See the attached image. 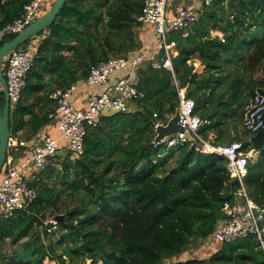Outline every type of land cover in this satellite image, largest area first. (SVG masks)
I'll return each mask as SVG.
<instances>
[{
    "label": "trees",
    "instance_id": "1",
    "mask_svg": "<svg viewBox=\"0 0 264 264\" xmlns=\"http://www.w3.org/2000/svg\"><path fill=\"white\" fill-rule=\"evenodd\" d=\"M51 1L43 14L56 0ZM30 2L0 0V30L21 18ZM142 9V0H67L56 21L23 44L35 64L21 102L11 111L12 136L27 126L37 134L55 121L51 95L57 88L87 80L92 67L113 55L144 52L147 46L140 48L137 32ZM262 28L264 0H216L192 25L169 33L167 44L175 43L178 52L172 56L173 70L141 63L131 82L144 96L131 111L103 112L99 125L87 128L78 159L62 145L50 166L26 179L37 197L14 218L0 219V264H46V259L57 264H264L254 236L209 242L238 187L226 158L201 152L200 142L154 146L156 126L167 124L180 106V88L196 102L205 141L213 146L242 142L246 153L254 149L249 140L255 134L241 132L240 124L245 104L264 86L254 78L264 63V39H256ZM15 37L0 40V48ZM158 42L150 48L151 60L167 57ZM196 62L203 72L196 71ZM79 64L80 76L65 75ZM50 72L60 79L56 88L46 82ZM115 75L118 82L130 69ZM96 88L90 95L106 91ZM0 104L3 110V91ZM56 159L62 160L60 169ZM246 185L264 207V148L250 166ZM57 216L64 219L54 224ZM48 217L53 221L47 223ZM194 242L205 245L195 249ZM9 244L10 253L3 250Z\"/></svg>",
    "mask_w": 264,
    "mask_h": 264
},
{
    "label": "built area",
    "instance_id": "2",
    "mask_svg": "<svg viewBox=\"0 0 264 264\" xmlns=\"http://www.w3.org/2000/svg\"><path fill=\"white\" fill-rule=\"evenodd\" d=\"M48 1L50 0H31L24 7L21 18L0 30V40L8 35H18L24 31L43 15ZM142 1L143 9L138 21L142 25L151 26L154 29V36L159 40L158 45L166 50L167 57L152 62L150 48H147L139 55L110 58L108 61L92 67L89 78L82 82L89 88L105 86L106 91L90 95L87 98L85 109L79 108L75 101L80 90L79 82L73 83L68 88H57L51 95L56 103V111L50 115V118L57 123L60 136L54 138L51 135H46L37 139L36 142H32L37 144L34 153L20 164L17 163L15 153L28 147L31 142L22 140L18 136H12L9 141V153L5 165L7 167L6 174L0 180V219L14 218L17 212L26 209L36 199V191L24 178L26 170L44 171L51 165L53 158L65 144L72 152L73 159H78L84 151L87 128L97 127L103 112L107 110L123 113L131 111L132 103L144 96L131 82L133 74L141 63L151 61L154 68L173 70V44H167L166 36L173 31L192 25L198 20V13L193 8L180 4L176 15L169 17V8L177 0ZM215 1L201 0L203 6L206 7L212 6ZM34 64L32 54L23 47L13 49L4 59L3 70L12 109L21 102L28 76ZM125 69H130V75L115 84H110L111 77ZM178 91L181 124L191 132L196 144L200 142L201 152L226 158L228 172L238 181L233 199L225 202L222 209L226 218L218 224L211 238L216 242L230 243L254 236L264 253V207L251 198L246 185L250 166L253 159L258 156V152L255 150L244 152L242 142L213 146L205 141L199 135V130L205 122L196 113L195 100L188 96L186 89L179 88ZM242 126L245 131L252 134L264 130V86L257 88L245 104ZM187 142L190 141L185 133H177L165 141L154 143V146L155 148L167 146L170 149ZM53 223L56 224L55 219Z\"/></svg>",
    "mask_w": 264,
    "mask_h": 264
},
{
    "label": "water",
    "instance_id": "3",
    "mask_svg": "<svg viewBox=\"0 0 264 264\" xmlns=\"http://www.w3.org/2000/svg\"><path fill=\"white\" fill-rule=\"evenodd\" d=\"M67 0H56L48 12L38 18L35 22L29 25L24 31L16 35V37L6 42L0 48V85L4 93V108L1 109L0 104V176L6 165L7 156L9 153V141L12 137L11 134V105L8 93L7 81L4 75L3 63L6 56L15 48L21 47L26 41L33 38L40 32L50 27L58 18ZM177 133H185L190 142L195 143L196 140L191 132L181 124L180 108L177 109L176 114L169 120L167 124H159L156 128V137L154 143L158 141H165ZM254 149L260 151L264 148V130L258 132L250 138ZM64 216H57L56 223L62 222Z\"/></svg>",
    "mask_w": 264,
    "mask_h": 264
},
{
    "label": "crops",
    "instance_id": "4",
    "mask_svg": "<svg viewBox=\"0 0 264 264\" xmlns=\"http://www.w3.org/2000/svg\"><path fill=\"white\" fill-rule=\"evenodd\" d=\"M50 4H52V1H48L46 3V9L49 8ZM180 4H185L186 6H189L190 8H193L197 13H198V17H200V14L203 13V4L201 2V0H177L175 3L172 4V6L169 8L168 11V16L169 17H174L177 13L178 10V6ZM137 32H138V36H139V41L144 45V47L147 48H151L153 46H155L158 42V40L155 38L154 36V29L151 26H147V25H142L141 27L137 28ZM222 37V36H220ZM173 56H177L178 52L176 51V44L173 43ZM154 48V47H153ZM152 48V49H153ZM200 66H203L201 64H198V66H196L195 64V68L196 71L199 72H203L204 69H201ZM86 67V65H85ZM83 72V68L81 66V64H79V66H75L70 68V70L65 73V75H67V77H73V76H80ZM46 82H48L49 84H52L55 88L58 84V82L60 81L59 77L57 76V74L53 73H49L48 75H46ZM118 76H116L114 74V76L111 77L110 79V84H115L116 81L115 79H117ZM79 86H80V90L79 93L76 95L75 97V101L76 104L79 108L85 109L87 107V98L90 96V94H92V90L93 88H89L86 87L85 84L82 82V80L79 82ZM98 88H96V91H102L104 89L105 86H96ZM2 86L0 85V91H2ZM30 116H27L26 119L29 120ZM46 135H51L54 138H58L60 136V131L58 128V125L55 121L51 122V124L44 126L40 129V131L37 134L32 135L31 131H30V126H27L24 130H22L18 137L22 140H26V141H30L31 144L26 147L23 148L21 150H19L18 152H16V160L17 163L20 164L22 163L26 158L32 156V154L35 151V146L37 145L36 143H32V142H36L37 139H40L43 136ZM213 138V134H211L209 139ZM250 141V140H249ZM252 144V143H251ZM255 150V149H253ZM256 151V150H255ZM259 154V151H257ZM26 175L24 176L25 179L28 180H32L34 178V171L32 169H28L26 170Z\"/></svg>",
    "mask_w": 264,
    "mask_h": 264
},
{
    "label": "rangeland",
    "instance_id": "5",
    "mask_svg": "<svg viewBox=\"0 0 264 264\" xmlns=\"http://www.w3.org/2000/svg\"><path fill=\"white\" fill-rule=\"evenodd\" d=\"M201 15V14H200ZM215 36L216 35H218V36H222V34L221 33H218V32H214L213 33ZM256 39L257 40H261V39H264V28H262V29H260L258 32H257V37H256ZM141 44V47L140 48H142V47H144V45L142 44V43H140ZM21 47H23V45L21 46ZM24 48V47H23ZM160 49V48H159ZM114 57H117V56H111V58H114ZM156 59H158V58H156ZM155 59V60H156ZM154 60H152V62H153ZM198 62H196V66H198ZM200 68L201 69H204V66H200ZM255 77V80L256 81H264V63H263V65L260 67V69H258V71L255 73V75H254ZM240 131L241 132H243L244 131V128H243V126H242V123L240 124ZM258 157H259V154H258V156L255 158V159H253V164L254 163H256L257 162V160H258ZM55 162L56 163H54V165L56 166V168H58V169H60L61 168V164H62V160L61 161H57V159L55 160ZM53 220H52V218L51 217H48V221H47V223H50V222H52ZM209 242L211 243V242H213V240H212V238H209ZM204 246L205 245V243H199V242H194L193 243V245H192V247H195V249H198V248H200L201 246ZM11 249H12V246L9 244V245H6V246H4L3 247V250H6L8 253H10L11 252ZM2 251V250H1ZM0 251V252H1ZM45 263L46 264H57L54 260H50V259H46V261H45ZM87 264H92L91 262H88ZM99 264H101V263H99Z\"/></svg>",
    "mask_w": 264,
    "mask_h": 264
},
{
    "label": "clouds",
    "instance_id": "6",
    "mask_svg": "<svg viewBox=\"0 0 264 264\" xmlns=\"http://www.w3.org/2000/svg\"><path fill=\"white\" fill-rule=\"evenodd\" d=\"M50 10V9H49ZM48 12V11H47ZM44 15V14H43ZM159 125V124H158ZM157 128V127H156ZM257 134V133H256Z\"/></svg>",
    "mask_w": 264,
    "mask_h": 264
}]
</instances>
